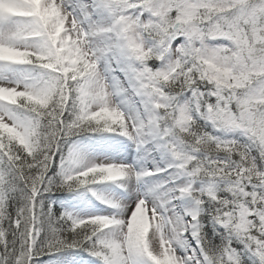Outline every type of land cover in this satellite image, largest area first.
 I'll list each match as a JSON object with an SVG mask.
<instances>
[{
	"label": "snow or ice",
	"instance_id": "6c2138e0",
	"mask_svg": "<svg viewBox=\"0 0 264 264\" xmlns=\"http://www.w3.org/2000/svg\"><path fill=\"white\" fill-rule=\"evenodd\" d=\"M0 264H264V0H0Z\"/></svg>",
	"mask_w": 264,
	"mask_h": 264
}]
</instances>
